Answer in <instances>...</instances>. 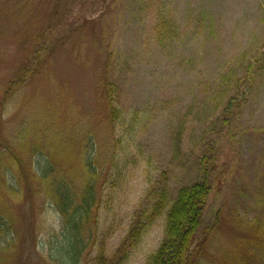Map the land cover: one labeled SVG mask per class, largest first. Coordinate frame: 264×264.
<instances>
[{"label": "rangeland", "instance_id": "1", "mask_svg": "<svg viewBox=\"0 0 264 264\" xmlns=\"http://www.w3.org/2000/svg\"><path fill=\"white\" fill-rule=\"evenodd\" d=\"M88 162L94 204L74 260L69 215L44 188L65 181L80 204ZM199 182L210 192L193 264H227L234 251L253 264L264 0H0V264H149L172 201Z\"/></svg>", "mask_w": 264, "mask_h": 264}, {"label": "trees", "instance_id": "2", "mask_svg": "<svg viewBox=\"0 0 264 264\" xmlns=\"http://www.w3.org/2000/svg\"><path fill=\"white\" fill-rule=\"evenodd\" d=\"M21 77L14 78L11 81L9 89L5 92L6 97H11L13 94V85L21 81ZM16 86V85H15ZM15 89V87H14ZM111 110L114 115L117 114V107L115 99H110ZM25 129L21 130L24 135ZM87 171L85 175V197L81 200V203L74 205V199L71 195V187L63 181L60 185H49V188H44V191L50 190L49 196L57 203L60 211L63 212L64 216L69 215L68 222L72 225V232L75 244L73 245V258L77 260L81 254V249H78V245L81 241V222L84 219L83 215L90 213L91 207L94 204V186L97 181L96 171L92 162L86 164ZM51 172V173H49ZM56 173V170L45 171L39 174L40 177L47 179ZM46 174V175H45ZM50 174V175H49ZM94 177L92 178V176ZM62 175L57 177L61 181ZM67 181V180H66ZM210 187L205 182H199L191 187L182 188L175 200L172 201L171 207L169 208L166 225V235L158 251L150 258L149 264H193L196 261L197 250L202 247L201 240L198 241L197 235L201 227L203 211L207 204ZM164 200V199H163ZM159 207V206H158ZM154 207L152 213H146L137 217L136 227L134 225L131 236L138 238L141 236L143 230H146V224L152 219L154 213L158 209ZM69 209L72 210L73 215L69 213ZM78 214V215H76ZM152 214V216H151ZM84 215V216H85ZM146 219L145 221L143 219ZM2 218H0V221ZM250 246L252 249L245 247L249 253L247 256L253 264H259L260 260H252L251 258L256 257L257 253H264V235L260 232L252 240ZM84 249H82L83 252ZM230 259L227 264H236L239 260L236 251L230 253ZM196 264V262L194 263Z\"/></svg>", "mask_w": 264, "mask_h": 264}, {"label": "bare ground", "instance_id": "3", "mask_svg": "<svg viewBox=\"0 0 264 264\" xmlns=\"http://www.w3.org/2000/svg\"><path fill=\"white\" fill-rule=\"evenodd\" d=\"M25 129H26V130H25V132H24V135L27 136V135L30 133L31 128L27 127V128H25ZM22 130H23V129H22ZM12 144H13L12 139H9V141L5 142V145H6V146H10V145H12ZM157 251H158V250H157ZM154 254H155V253H154ZM154 254H153V255H154ZM153 255H152V256H153ZM152 256H151V257H152Z\"/></svg>", "mask_w": 264, "mask_h": 264}]
</instances>
